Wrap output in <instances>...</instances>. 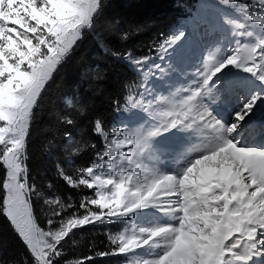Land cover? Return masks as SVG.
I'll use <instances>...</instances> for the list:
<instances>
[{
	"label": "snow or ice",
	"instance_id": "1",
	"mask_svg": "<svg viewBox=\"0 0 264 264\" xmlns=\"http://www.w3.org/2000/svg\"><path fill=\"white\" fill-rule=\"evenodd\" d=\"M101 7L0 0V214L27 251L19 264H264V146L246 143L264 140V0H201L147 52L113 51L137 77L117 98L121 118L93 121L90 162L57 166L79 198L44 199L36 214L37 110ZM127 221L140 222L65 259L78 232Z\"/></svg>",
	"mask_w": 264,
	"mask_h": 264
},
{
	"label": "trees",
	"instance_id": "2",
	"mask_svg": "<svg viewBox=\"0 0 264 264\" xmlns=\"http://www.w3.org/2000/svg\"><path fill=\"white\" fill-rule=\"evenodd\" d=\"M199 0H102L94 29L86 33L71 57L58 71L54 81L37 110L28 146L30 182L42 193L33 197L34 210L43 220L47 208L44 199H78L81 190L66 186L57 176V166L74 171L77 166L90 162L92 153L85 150L93 121L102 117L113 123L120 119L116 108L117 98L127 96L126 88L136 80V73L123 61L112 55L113 51L141 50L161 34H168L184 21ZM126 36L125 39L121 37ZM123 93V95H122ZM74 120L72 126L63 123ZM70 131L73 140L67 141L63 133ZM94 142V137H93ZM80 146V154L74 149ZM69 148L73 155H67ZM49 184L52 185L49 188ZM86 192L87 190H83ZM120 225L97 226L87 232L77 233L78 244H69L68 261L79 258L80 252L96 245L107 244L109 232L120 231ZM28 254L10 222L0 214V260L22 261ZM120 258H110L106 264H122Z\"/></svg>",
	"mask_w": 264,
	"mask_h": 264
},
{
	"label": "rangeland",
	"instance_id": "3",
	"mask_svg": "<svg viewBox=\"0 0 264 264\" xmlns=\"http://www.w3.org/2000/svg\"><path fill=\"white\" fill-rule=\"evenodd\" d=\"M200 4H201V0H199V2H198V7L197 8H195L194 10H193V12L192 13H194L199 7H200ZM183 23V21L179 24V26L181 25ZM178 26V27H179ZM177 27V28H178ZM89 32V31H88ZM120 118H121V112H120ZM117 126H119V125H117ZM246 143H250V144H255V145H257V146H264V140H261V139H256V140H254V141H246ZM167 163L170 165V166H174V165H172L171 164V161H167ZM44 203V202H43ZM44 206H45V208H47V210H49L50 211V209H48V206L47 205H45L44 204ZM133 222H140V221H127L126 223H121V224H119L120 225V231H123L124 230V228L125 227H130L131 226V224L133 223ZM112 234H116V233H112ZM122 264H126V262H122Z\"/></svg>",
	"mask_w": 264,
	"mask_h": 264
},
{
	"label": "clouds",
	"instance_id": "4",
	"mask_svg": "<svg viewBox=\"0 0 264 264\" xmlns=\"http://www.w3.org/2000/svg\"><path fill=\"white\" fill-rule=\"evenodd\" d=\"M0 264H4V262H0ZM8 264H19V261H8Z\"/></svg>",
	"mask_w": 264,
	"mask_h": 264
}]
</instances>
